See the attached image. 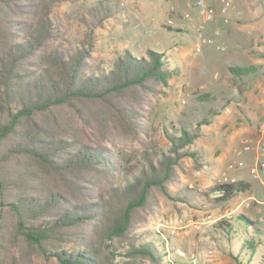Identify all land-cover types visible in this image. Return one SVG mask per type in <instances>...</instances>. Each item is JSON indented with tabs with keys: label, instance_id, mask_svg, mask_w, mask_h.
I'll return each mask as SVG.
<instances>
[{
	"label": "trees",
	"instance_id": "1",
	"mask_svg": "<svg viewBox=\"0 0 264 264\" xmlns=\"http://www.w3.org/2000/svg\"><path fill=\"white\" fill-rule=\"evenodd\" d=\"M62 1L0 0V264H163L137 229L158 192L172 198L181 152L198 135L183 129L157 150L144 120L168 86L164 54L97 62L93 31L77 45L62 35ZM247 187L214 190L228 202ZM242 220L264 237L244 214L219 223Z\"/></svg>",
	"mask_w": 264,
	"mask_h": 264
},
{
	"label": "rangeland",
	"instance_id": "2",
	"mask_svg": "<svg viewBox=\"0 0 264 264\" xmlns=\"http://www.w3.org/2000/svg\"><path fill=\"white\" fill-rule=\"evenodd\" d=\"M232 1L230 9H235L236 1ZM255 1L264 7V0ZM172 3L181 9L170 8ZM193 3L194 0H63L55 17L62 35L72 45L94 32L101 47L94 53L97 62L114 61L126 51L138 57L146 56L148 49L163 53L168 86L158 85V92L150 96L145 129L160 151H168L172 136L179 137L183 129L198 135L193 145L181 152L185 155L178 169L179 180L170 185L172 198L156 194L157 202L146 214L147 223L137 229L139 240H153L164 253L163 264H264V237L257 238L254 227L243 220L235 221L233 229H224L219 223L243 211L264 230V205L253 201L241 210L232 203L244 202L247 194L239 193L222 202L214 190L227 162L234 158L233 145L235 148L240 144L243 129L248 126L242 119H227L225 108L231 100L228 95L245 110L249 96L244 95V85L236 86L235 91L233 87L229 89L233 83L225 74L228 65H249L253 57L245 56L248 48L252 45L250 52L264 50V38L250 31L239 47L231 39L218 37L219 31L217 37L209 39L205 29L211 22L203 24L198 20ZM220 8L218 13L222 14ZM230 9L220 16L222 22L229 21ZM187 14L190 18H186ZM202 38L211 41L198 52L197 44ZM237 49L244 57L228 58ZM231 76L238 84L246 79ZM204 94L209 95L208 101L199 100ZM238 112L237 109V115ZM251 120L255 121L254 115ZM245 178L259 186L249 173Z\"/></svg>",
	"mask_w": 264,
	"mask_h": 264
},
{
	"label": "crops",
	"instance_id": "3",
	"mask_svg": "<svg viewBox=\"0 0 264 264\" xmlns=\"http://www.w3.org/2000/svg\"><path fill=\"white\" fill-rule=\"evenodd\" d=\"M208 1L216 8H220L219 0H208ZM234 1H236L237 3L235 2L236 4L235 9H230L232 16L231 17L227 16L229 19L228 22L225 21L222 22V20H220V16L222 14H218L215 20L206 26L205 34L208 32L207 35L208 38L211 39L213 37H217L216 31H219L220 34L218 35V37L231 39L233 45H236L237 47L242 45L243 36L245 37L250 31L252 32L256 31L260 36V38L263 39L264 18H261V15L264 14V7L260 3H257L255 0H234ZM171 5L169 6L170 8L177 7L181 9V6H179L178 4L172 3ZM182 10L184 9L182 8ZM235 15H237L236 16L237 19H235ZM250 49H252V45H250V47L248 48V51L245 56L253 57L252 59H250L251 63L245 66L228 65V74L227 73L225 74V76L233 83L231 84L230 82L229 89L233 87L234 89L233 91H235L236 86L240 88L241 86L244 85L246 88L244 95L249 96V99L246 101L247 110H245L244 107H241L239 102L233 101L231 94L228 95L229 99L231 100L230 102H228L225 108L226 109L225 114L226 116H228L227 119L229 121H233L234 119L237 118V119H242L243 122H247L248 124V126L246 127L244 125L245 127L243 129L244 137L240 138L239 142H241L243 139L246 138L256 137L258 134L257 131L258 124L262 121L264 122V50L261 49L260 51L258 50L257 52H252V51L250 52ZM241 57L244 56H241V54L238 52V49L235 52L233 51L232 54L228 55V58H241ZM233 68L250 69L248 73H243L242 75H240L246 78L240 84H238L231 76L232 74L239 75L232 71ZM214 77H216V75H214ZM251 101H255V104L251 103ZM237 109L239 110L238 115L236 114ZM246 111H248L249 113H247ZM231 113H233V115H230ZM252 115H254L255 121L251 120ZM233 149H234V145H233ZM251 161H252V157L249 156V162ZM225 168L226 166L224 167V170ZM247 171H248L247 169H244L237 171L235 173L239 181L248 184L247 190L245 192H241L247 194L246 200H244V202L232 203L237 205V208L241 210L244 205L248 207L249 204H251L253 201L259 203L260 206L262 204L264 205V187L261 186V184L258 183L257 181L256 182L259 184V186L256 187L253 181H250L247 178H245L246 174L249 173ZM239 214H244V212L241 211V213ZM244 215L250 218V215L248 213Z\"/></svg>",
	"mask_w": 264,
	"mask_h": 264
},
{
	"label": "built area",
	"instance_id": "4",
	"mask_svg": "<svg viewBox=\"0 0 264 264\" xmlns=\"http://www.w3.org/2000/svg\"><path fill=\"white\" fill-rule=\"evenodd\" d=\"M220 11L225 14L231 8L232 0H222ZM193 8L197 11L198 20L205 24L215 20L219 14V9L210 4L208 0H194ZM192 9V7H191ZM186 18H190L187 14ZM203 27V26H202ZM211 40L202 38L197 46V51L201 52L203 47L208 45ZM258 134L254 138L243 139L238 146L233 149L234 158L230 160L221 177L219 184H234L239 181L235 175L237 171L247 169L253 180L264 187V122H260L257 128ZM249 156L252 161L249 162Z\"/></svg>",
	"mask_w": 264,
	"mask_h": 264
}]
</instances>
